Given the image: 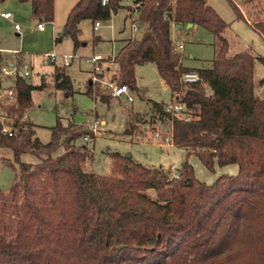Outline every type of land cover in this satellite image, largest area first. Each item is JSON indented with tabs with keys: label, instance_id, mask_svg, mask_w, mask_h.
Returning <instances> with one entry per match:
<instances>
[{
	"label": "trees",
	"instance_id": "obj_1",
	"mask_svg": "<svg viewBox=\"0 0 264 264\" xmlns=\"http://www.w3.org/2000/svg\"><path fill=\"white\" fill-rule=\"evenodd\" d=\"M21 1L30 2L38 21L53 20L54 0ZM136 2L139 30L114 57L118 82L137 90L135 66L153 62L171 102L184 104L191 119L153 102L149 120L171 126L172 144L194 153L208 169L235 163L237 172L207 184L187 162L174 177L112 152L110 174H97L86 168L89 155L76 144L91 134L82 123L57 119L50 140L42 142L27 119L17 121L11 136L0 128V148L11 151L2 161L17 163L8 190L0 191V264H264V96L254 83L255 60H264L248 51L228 54V23L206 0ZM122 6V0H77L55 42L70 37L77 47L82 19L105 21ZM172 24L200 25L213 34L210 66L182 64ZM252 25L264 38V6ZM186 71L200 79L181 82ZM51 80L54 88L72 91L66 66L54 65ZM47 85L44 77L39 84L18 78V104L11 112L25 115L32 91ZM86 93L93 97L91 89ZM133 129L130 123L124 133ZM24 153L38 161H21Z\"/></svg>",
	"mask_w": 264,
	"mask_h": 264
},
{
	"label": "rangeland",
	"instance_id": "obj_2",
	"mask_svg": "<svg viewBox=\"0 0 264 264\" xmlns=\"http://www.w3.org/2000/svg\"><path fill=\"white\" fill-rule=\"evenodd\" d=\"M77 0H54V14L52 21H44L46 32H39L36 28L38 19L31 15L28 1L0 0V13L9 10L16 19L9 21L0 16V44L10 45L17 51L26 53V61L30 64L32 74L27 78L33 84H39L41 79L48 83L43 89L32 91L31 105L26 109L27 121L32 124L35 135L42 141L50 140V129L60 119L63 124L69 121L81 124L86 118L96 117L100 121V134L92 141L76 140V144H86L92 148L85 166L97 174H110L112 158L110 153L117 152L135 162L150 167H162L173 172L187 162L193 167L197 179L207 184L213 182L218 175L235 174L237 164L215 165L208 169L194 153H187L186 149L175 146L172 141L167 144L165 137L169 136V128L159 122L149 120L153 113V102L164 105L171 102V90L160 77L153 62L137 64L134 69L137 90L132 91L133 101L125 97L114 98L108 94L103 83H90L93 63L89 60L99 54L103 58L114 57L126 40L137 31L133 29L126 6L131 0H122V7L118 8L108 20H100V26L93 29L90 19L79 22L78 38L81 43L74 47L70 37H63L55 42V37L62 30L69 9ZM243 13L244 19L237 17L230 0H206V2L228 23L223 32L229 44L228 54L248 51L264 60V38L253 27L252 20L262 16L264 0H231ZM14 23L21 26L19 35L15 34ZM173 41H181V62L189 68L208 67L214 57V36L205 27L193 25H172ZM1 49L10 50L6 47ZM46 52L56 54H70L73 59L66 66V72L71 79V92H65L53 87L51 72L53 64L42 62V55ZM11 57V54H6ZM103 78L117 80L114 62L103 63ZM264 77V61L256 59L254 64L255 92L264 96V84L260 83ZM4 83H11L6 79ZM119 83V82H118ZM87 89L108 98V102L101 101L86 93ZM133 124L131 134L124 130ZM160 136L155 137V133ZM62 148L58 149L60 153ZM11 158V151L0 148V191L6 192L11 185L17 163L5 164L2 158ZM21 161L35 163L38 158L30 153H24ZM154 196L152 191L148 192Z\"/></svg>",
	"mask_w": 264,
	"mask_h": 264
},
{
	"label": "built area",
	"instance_id": "obj_3",
	"mask_svg": "<svg viewBox=\"0 0 264 264\" xmlns=\"http://www.w3.org/2000/svg\"><path fill=\"white\" fill-rule=\"evenodd\" d=\"M101 5H106L108 0H100ZM129 12V17L132 22L133 29L137 32L139 30V21H138V3L136 0H131L127 5ZM4 17H11L10 12L1 13ZM173 25V24H172ZM100 26V20H97L93 23V29H97ZM36 27L39 30H43L45 25L42 21L36 23ZM14 28L19 30V24L15 23ZM133 36V35H132ZM172 37V34H171ZM173 41V38H172ZM174 50L179 51L182 47L181 41H173ZM12 52L17 53V50H5L0 48V128L1 131L11 136L15 133L16 127L15 123L17 121H24L26 115L18 117L16 113H12V108H15L18 104L17 100V90L15 82L18 78L27 79L32 74L33 67L25 61H18L17 59H10L5 56V53ZM115 57V56H114ZM114 57L103 58L101 55L96 54L90 57V61L93 63V71L90 78V83H103L106 85L108 94L114 98L125 97L129 102L133 100L131 88L124 83L116 82V79L111 78L105 80L103 78V63L106 61L114 62ZM73 56L70 54H56L54 52H46L42 55L43 64L51 63L53 65H70ZM12 79L11 83H4L6 79ZM200 79L199 74L195 71H186L181 74V82H195ZM97 92L92 91L93 97L97 98ZM165 111L171 115L181 118L185 121L191 119V114L189 110L186 109L185 105L182 103H173L170 102L165 105ZM91 134H86L82 137L83 141H92L96 136L100 134V121L94 118H86L82 123ZM169 128V136L165 137V142L169 144L171 142V126L166 125ZM160 136V133L156 132L155 137ZM83 151L90 155L92 153V148L88 147L86 144H83ZM172 176L178 177V172L176 169H173L171 173Z\"/></svg>",
	"mask_w": 264,
	"mask_h": 264
},
{
	"label": "crops",
	"instance_id": "obj_4",
	"mask_svg": "<svg viewBox=\"0 0 264 264\" xmlns=\"http://www.w3.org/2000/svg\"><path fill=\"white\" fill-rule=\"evenodd\" d=\"M28 3H29V5H30V2L28 1ZM31 8V7H30ZM3 12H10L9 10H6V11H2L1 13H3ZM1 13H0V16L2 17V18H5V19H8L9 21H13V20H15L16 19V15H13V13H11V17H4V16H2L1 15ZM15 24V23H14ZM20 26V25H19ZM186 26H188V27H192L190 24H187ZM13 27H14V25H13ZM37 28V27H36ZM14 30L16 31L15 32V34L16 35H19V33L21 32V30H22V28H21V26H20V29L19 30H17V29H15L14 28ZM37 30L39 31V32H46V27H44V29L43 30H39L38 28H37ZM94 30H96V29H94ZM0 47H6V48H8V49H10V50H17V48L16 47H14V46H10V45H8V46H6V45H3V44H0ZM11 54V57H8L6 54ZM5 56L7 57V58H10V59H17L18 61H26V53H24V52H22V51H18L17 53H12V52H7V53H5ZM133 101V100H132ZM131 101V102H132Z\"/></svg>",
	"mask_w": 264,
	"mask_h": 264
}]
</instances>
